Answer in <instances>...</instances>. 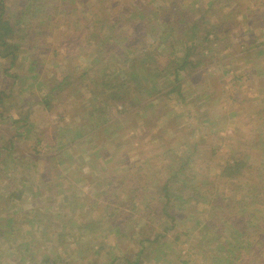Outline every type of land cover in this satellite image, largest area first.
Wrapping results in <instances>:
<instances>
[{
	"label": "rangeland",
	"instance_id": "obj_1",
	"mask_svg": "<svg viewBox=\"0 0 264 264\" xmlns=\"http://www.w3.org/2000/svg\"><path fill=\"white\" fill-rule=\"evenodd\" d=\"M172 1H7L28 38L21 39L12 67L0 58V91L9 89L0 92V147L6 146L0 157L5 158L0 160V264H230L221 240L235 247V254L242 251L239 243L254 240L253 227L239 233L221 205L233 197L227 213L240 205V213L253 222L252 212H264V54L254 57L251 47L257 43L242 40L234 26L238 7L262 4L264 11V0H228L230 13L209 42L201 26L195 39L201 64L190 74L181 71V95L179 88L166 94L175 86L174 75L147 78V88L158 89L152 96L141 93L139 82L131 83V94L122 88L112 94L99 84L109 69L139 55V47L98 55L100 41L94 35L106 36L113 27L109 19H129L135 5L136 11H145L147 23H154L139 45L151 43L160 54L167 47L171 58L181 56L182 41L194 39L191 31H169L166 44L158 38L163 8L177 6ZM198 1L190 4L196 15L190 24L202 13L212 20V10L226 5V0L213 7ZM142 15L129 22L136 25L132 34L137 40L144 37ZM92 66L104 69L95 75L97 83ZM83 69L87 75L80 76ZM66 75H72L70 84L63 81ZM93 104L96 114H89ZM71 135L81 138L72 142ZM186 157V173L179 175ZM231 157L247 162L237 178L226 179L222 172ZM167 180L180 190L170 195L174 204L169 208L177 217L163 239L171 245L163 254L158 242L148 245L145 239L169 223L160 210Z\"/></svg>",
	"mask_w": 264,
	"mask_h": 264
},
{
	"label": "trees",
	"instance_id": "obj_2",
	"mask_svg": "<svg viewBox=\"0 0 264 264\" xmlns=\"http://www.w3.org/2000/svg\"><path fill=\"white\" fill-rule=\"evenodd\" d=\"M7 1L8 0H0V58H4V59H8L9 60V64L10 67H12L15 63L17 58L19 57L18 53L22 50L23 44L21 43L22 40H27L28 35L26 34V32L24 33L23 29L20 27L21 24V18L18 17L19 19L16 20L17 18H15V20L12 18L13 16L11 15V12H8V7H7ZM184 0H174L172 2L175 3V5H177L176 7H172L170 5H166L165 8H163L162 13H161V21L162 24H164V28L162 29V32L159 35V40L161 43L166 44L168 39L166 36H168L170 33L169 31L173 30V32L176 31H180V32H184L186 33L187 31L190 32L191 31V37L194 38L192 41H189V39H185L184 41H182V44H180V50L182 52H180V57L177 56V58H171L170 55L172 52V50L170 51V53L166 54L167 47H165L163 49V53H159L157 51V49L159 48H154L151 44H147V43H143L141 44L142 46H145V48L140 52V48L142 47L141 45H139V43L141 41H145L144 38L147 37L146 34H148L149 32H152V27L154 26V23H147L146 20V13L143 10L140 11H136V6L135 5V10H130L129 11V19H116L115 21H113V19H109L110 24L113 27H110V32L105 35H94L95 38H99L98 41H100L99 45L96 46V48H98L97 54H103V55H108L109 53H114V51L117 52H121L124 53L125 49H132L134 48V50H136L138 47V51H139V55H135L134 57H131L132 59H126V61H124V64L121 65V67H114L112 69H109L107 74H105V76L101 77L99 74L100 70H104V69H95L92 66L90 70L92 76L94 79H96V83H97V77L95 75H99L102 81H98L99 84L104 85V86H108V89H110V91H112L114 93H116V88L117 89H124L126 90V93H132L135 92L134 90L131 91L130 90V86L132 82H135L136 85L139 82V85L137 86L139 90H141V93L144 92L147 93V95L152 96L155 93H157L158 89L155 86H151L150 88H147L146 84H145V80L149 77H153V75H161V77H167L168 75H174V83L175 86H173L171 89H169L168 91H166L167 95H170L176 88H179L181 86L180 81L185 80V77L181 75V71L184 72H195L196 71V67H198L201 62L199 61L201 58L199 57L197 54V51L200 50L199 47H197V41H195V39L198 37V35H196L200 30H201V26H202V30L204 32V35L202 36L205 42H209L211 39L209 38L210 35L217 37L219 34V30H217V28L221 29L222 23L226 20L225 18L227 17V15H229L228 13H230V11H227L225 9H229L230 4L228 3V0L225 1L226 5H224V7H220V5H218L217 9H213L212 10V20L208 19L209 17H206V15H204V13H202V15H200L198 17V19H195L194 23L190 24V19H193V17H195V11L192 7H195V5L197 3H200V1L198 0H192L191 3H184L181 2ZM219 0H207V7H213L215 4H218ZM190 2V1H189ZM197 2V3H196ZM191 4V6H190ZM238 5V4H237ZM236 6V4H235ZM125 8V7H124ZM239 9V7H238ZM219 12H223L222 15H219ZM139 14H143L141 17L143 18V21H140L142 23V25H146L145 27H143L141 30V32H143V36H141V38H139V40H137L136 36H133V32L137 31V28L135 27L136 25L133 26V24L130 25V20H132V16H138ZM106 21V20H104ZM198 22V23H197ZM201 23V24H199ZM128 24V26H131L132 30L130 32V30L126 31V28H124L123 26ZM121 25V27H120ZM204 25V27H203ZM149 27H151L152 29H149ZM119 29V31H117ZM209 29V30H207ZM214 29V30H213ZM155 30V29H154ZM217 32H216V31ZM117 31V32H116ZM171 31V33H173ZM174 34V33H173ZM172 35V39L174 38ZM219 38V37H218ZM22 39V40H21ZM136 39V40H135ZM21 40V41H20ZM156 40H158L156 38ZM131 41V42H130ZM181 43V42H179ZM137 44V45H136ZM191 44V45H190ZM173 46V45H171ZM200 46V45H199ZM31 47V45L26 46ZM25 47V48H26ZM205 48V47H203ZM69 49V48H67ZM54 56H58L59 55V51L55 50L54 52ZM138 54V53H137ZM160 57H164L165 62L161 61ZM57 61V58H55ZM154 59V60H153ZM146 61H148L149 63H147ZM59 62V61H58ZM156 63V65H154L153 63ZM33 63V62H32ZM31 65H34L32 64ZM56 67L57 66H62V63H57L55 64ZM112 65V64H111ZM114 66V65H113ZM33 69H36V67H34ZM147 71H146V70ZM149 69V70H148ZM190 69H195V71H189ZM107 70V65L105 67V70L103 71L104 73ZM103 73V74H104ZM128 74V75H127ZM73 75V74H72ZM72 75H66L65 79L63 81H66L67 84H70L69 80H72ZM81 75H87V69H83ZM15 77H17V74L14 75ZM74 76V75H73ZM112 80H116V85ZM69 79V80H68ZM62 81V83H63ZM176 83H178V85H176ZM13 85V83H12ZM9 89H2L0 92H2L3 94H5L6 92H8ZM138 92V91H136ZM103 93V92H102ZM178 94H182V91L179 90L177 91ZM120 100L122 102L124 101V98H121V96L119 97ZM105 101V99H103ZM44 102H45V106L46 107H51L50 102L47 100V97H44ZM108 103V100H107ZM136 104V102H135ZM97 108L96 106L93 104L92 109L89 111V114H96ZM100 117L105 118V122L108 121V119H110L105 113H103ZM63 130V129H62ZM61 131V130H60ZM59 131V133H60ZM63 131H61L62 133ZM77 134V133H75ZM84 137H86L85 135H83ZM94 136V135H93ZM81 138V136H73L71 135L70 137V141L74 142L76 139ZM10 142V141H9ZM12 143V142H10ZM195 146V145H194ZM6 146L0 147V157L3 154V149H5ZM245 157V156H244ZM190 157H186L185 161L181 162V165L179 167V175L180 173H186L185 172V165L188 164V159ZM5 158L0 159L1 162L4 161ZM246 159H239V158H235V157H231L230 160H228L225 163V167L223 169L222 172V176L225 177L226 179H233V178H237V176L239 174H241V169L243 167V165H246ZM191 166V165H190ZM177 173H173L172 176L175 177ZM220 171H219V177H220ZM221 176V178H223ZM167 183L169 182L168 180L166 181ZM167 183H164L165 185L163 186V189L165 191V197H166V201L163 205V207L160 209L162 211L161 214L164 215V218H169V223L165 224V227L163 229V231H159L155 234H153V238L147 237L145 240L146 242H148V245H150L151 243L156 244L157 242L159 243L156 247H159L158 252H161L163 254L166 253V248H169V245L167 242H165L164 240L167 238V233L173 229V224H174V220L177 217V213L172 211V205L171 208H169V204H174V202H172V198H170V195L177 194V191H179L180 189L178 187L175 186H170L169 183L167 185ZM198 193H202V192H198ZM192 195L189 197L192 200ZM231 200V203L229 202ZM230 200L224 202V205H221V207L226 208L224 212H226L225 214L228 215V219L230 224L235 227V229L238 230L239 233L243 234L245 231H249V226H252L253 229L255 230V237L254 240L251 242L249 241V243L246 244H242L239 243L240 248H242L241 252H238L237 254H235V247H230V243L225 241L223 242L224 239L221 240L220 242V246L223 248V250H225L224 255L226 256V260L227 261H232L231 263L233 264H242V263H247L250 261L255 262V264H264V212L257 215L254 214L253 212L249 215L250 218L255 219V222H253L251 219H247L248 216H246L244 213H240V211L243 209L240 205L237 207V209L232 212V213H227L228 209L232 208V207H228L230 206L232 203V200L234 202L233 197L230 198ZM3 202L2 197H0V204ZM6 202V201H5ZM151 205V204H150ZM2 207H0L1 209ZM111 217L114 215V213L112 212ZM120 215L117 216V218H119ZM121 226H116V231L121 233ZM152 228H150L151 231ZM244 236V235H243ZM164 239V240H163ZM142 244V242H141ZM249 244H254L253 246H251V250L248 249ZM233 246V245H232ZM165 247V248H163ZM144 249V245L142 244L141 249L137 252V255L140 256V254H142ZM249 250V251H247ZM47 259L46 260H50V256H46ZM156 259H159V256H155ZM126 259V258H125ZM239 262V263H238ZM138 262H135L134 264H137ZM230 263V264H231ZM51 264H56L54 261L51 262ZM85 264H93L92 263H88L86 262ZM109 264H112V262H110Z\"/></svg>",
	"mask_w": 264,
	"mask_h": 264
},
{
	"label": "crops",
	"instance_id": "obj_3",
	"mask_svg": "<svg viewBox=\"0 0 264 264\" xmlns=\"http://www.w3.org/2000/svg\"><path fill=\"white\" fill-rule=\"evenodd\" d=\"M260 5L262 6V4ZM260 5H255L251 3V8L246 6L243 7L242 9H238L234 13L236 15V24L234 26L236 27L237 30H240L241 33V36L239 37H241L242 40H244L249 44L250 43L253 44L254 42L257 43V45H252L253 47H251V49H256L254 57L261 56L264 54V22H263L264 15H262V18L260 17V19H258L257 17L258 15H260V12L264 13ZM255 29H256V33H255ZM247 33H250L249 37L245 36ZM251 34L253 37L251 36ZM242 44H243L242 46H245L243 42Z\"/></svg>",
	"mask_w": 264,
	"mask_h": 264
}]
</instances>
